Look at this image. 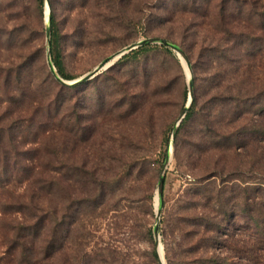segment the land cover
Here are the masks:
<instances>
[{"label":"rangeland","instance_id":"374dc122","mask_svg":"<svg viewBox=\"0 0 264 264\" xmlns=\"http://www.w3.org/2000/svg\"><path fill=\"white\" fill-rule=\"evenodd\" d=\"M52 14L62 37L66 70L75 76L66 80L60 75L69 83L128 46L153 37L180 46L190 60L191 73L171 49L172 54L151 52L120 64L119 60L113 69L82 86L60 88L79 84L60 83L49 66L47 30ZM235 34H248L254 40L247 58L252 63L249 81L258 89L256 84L264 83V0H42V4L0 0V126L10 122L8 98L14 86L7 76L17 68L23 70L21 85L27 90L30 80L46 81V90L30 87L37 98L61 94L74 105V114L66 115L72 134L60 128L35 144L19 137L16 147L7 136L3 141L6 164L0 168H15V175L0 192V206L30 202L40 168H46L49 160L60 168L52 195L43 199V205L52 206L58 215V248L50 263L38 264H208L211 256L220 264L224 259L228 264H264V258L259 263L249 261L255 231L244 214L225 221L213 244L206 227L184 220L189 213L196 218L216 217L217 205L206 208L200 198L195 199L194 209L185 212L196 180L210 178L222 184L228 172L235 171L230 178L241 172L242 180L248 181L244 186L263 182L264 140L250 139L244 149L221 153L195 150L192 143L198 138L188 135L187 129L178 143L173 139L190 100V77L194 97L196 87L201 92L204 88L203 47L231 46L238 40ZM235 48L242 49L240 44ZM235 79L240 81V74ZM249 118L264 124L263 113L252 111ZM29 163L35 172L25 180L22 168ZM12 219L23 221L24 215L0 207V264H22L20 250L7 247ZM258 255L264 257V252Z\"/></svg>","mask_w":264,"mask_h":264},{"label":"trees","instance_id":"16d2710c","mask_svg":"<svg viewBox=\"0 0 264 264\" xmlns=\"http://www.w3.org/2000/svg\"><path fill=\"white\" fill-rule=\"evenodd\" d=\"M39 1L42 4V0ZM51 21L53 27L51 42L55 66L64 79L73 80L75 76L67 72L61 54L62 37L58 31L54 14L51 16ZM234 37L238 40L231 46L222 48L219 44H209L203 47L201 57L206 65L204 88L201 92L196 87L193 103L176 133V143L185 129L188 130L190 136L196 134L198 140L193 142L192 146L197 151H220L221 153L236 151L238 148H246L250 139L264 140V124L254 120L250 121L249 118L252 111L264 114V83L258 86L255 81L258 89H254V84L252 86L249 81L252 63L248 58H250L254 40L248 34L244 36L235 34ZM239 44L242 47L241 50L235 48ZM235 51L239 52L234 56ZM151 52L173 53L169 47L164 45H145L125 55L118 64L130 58L138 59L141 55ZM33 62H37L35 57ZM22 72L23 70L17 68L13 75L7 76V80L14 87L8 98L10 122L0 126V165L5 163L6 158V154L2 152L5 136L9 143L15 146L19 137L30 144H35L41 136H51L60 128L67 133L74 132L70 122L66 121L74 114V105L70 106V98L62 99L61 94L54 96L48 94L43 98H37L36 91L31 94L30 87L44 88L46 81L35 83L34 80H30L27 90L25 84L21 85ZM239 74L241 80L237 81L235 78ZM82 85L58 86L63 89H74ZM62 113L63 117L60 119ZM66 115H68L67 118ZM168 143L169 139L166 138L165 147ZM24 167L22 169L27 175L24 179L31 180L35 168L30 163ZM14 169L7 165L0 168V192L7 187V183L13 180L11 177L15 175ZM59 169L52 160H49L47 167L40 168L38 177L33 180L36 189H34L30 202H4L0 206L3 212L24 215L23 221L12 219L9 222L7 234V247L12 252L20 250L19 261L22 264H38L40 260L50 263L58 248V215L55 208L43 205V199L52 195ZM228 173L229 178L222 180V184H217L216 179L210 178L194 181L197 184L191 193L192 198H189L184 206L185 212H188L197 206L195 199L200 198L204 201L206 208L217 205L218 210H214L216 217L205 215L196 218L189 213L184 220L192 226L199 223L206 227L207 232L213 234L209 238L213 244L216 241L215 234L220 231L225 221L232 219L234 221L244 214L243 219H246L255 231L254 242L250 249L252 256L249 261L259 263L264 258L258 255L260 251L264 252V179L260 184L252 182L244 186V183L248 181L242 180L241 172H238L237 176L232 179L230 176L236 172ZM214 176L218 178L219 174H213L212 177ZM154 255L156 257L155 253ZM40 256L41 259L38 258ZM208 262V264H220L215 256L209 257ZM222 264H228V259H224Z\"/></svg>","mask_w":264,"mask_h":264},{"label":"water","instance_id":"95a60500","mask_svg":"<svg viewBox=\"0 0 264 264\" xmlns=\"http://www.w3.org/2000/svg\"><path fill=\"white\" fill-rule=\"evenodd\" d=\"M47 31H48L47 35H48V62H49V66L51 68L52 73L56 77V79L62 84L76 85V84H80V83L85 82V81H90V80L96 78L98 75H100L102 71L109 70L112 66L115 65V63L117 61H119L121 58H123L128 53L138 49L139 47L145 46V45H164V46L169 47L173 51L177 52V54H179L184 59L188 69L190 68V73H191L190 60H189L187 54L185 53V51L180 46L170 42L169 40L158 38V37H153V38H147V39L140 40L139 42L128 46L127 48L123 49L122 51L118 52L117 54H115V55L107 58L106 60H104L98 67H96L93 71L89 72L88 74H86L85 76L80 78L79 80H75V81H72L71 83H69L68 81L64 80L60 76V74L58 73V71H57V69L53 63V60H52V52H51L52 21H51V16L48 17V30ZM189 93H190L189 103L185 107L183 113L181 114V116L178 120V123L176 124V126L174 128L173 139H175L178 128L180 127L183 119L186 117V115H187V113H188V111H189V109L193 103V100H194V85H193L192 77H190V79H189ZM169 158H170V154H168V156H167V159L165 162L166 164H167V161L169 160ZM165 174H166V168H163L162 174H161V177L159 180L160 200H162V198H163V191H164V185H165ZM161 213H162V205L160 204V207L158 208V220H160ZM155 238H156V241H158V228L155 229Z\"/></svg>","mask_w":264,"mask_h":264},{"label":"bare ground","instance_id":"6f19581e","mask_svg":"<svg viewBox=\"0 0 264 264\" xmlns=\"http://www.w3.org/2000/svg\"><path fill=\"white\" fill-rule=\"evenodd\" d=\"M160 254H161V257L163 258L161 250H160Z\"/></svg>","mask_w":264,"mask_h":264}]
</instances>
